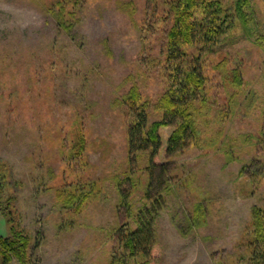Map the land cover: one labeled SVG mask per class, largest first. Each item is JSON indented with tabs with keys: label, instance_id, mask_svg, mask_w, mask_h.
<instances>
[{
	"label": "rangeland",
	"instance_id": "obj_1",
	"mask_svg": "<svg viewBox=\"0 0 264 264\" xmlns=\"http://www.w3.org/2000/svg\"><path fill=\"white\" fill-rule=\"evenodd\" d=\"M177 2L0 0V235L29 239L9 264H264V0H219L233 27L186 47L205 76L191 136L168 156L176 126L159 131L150 256L120 243L151 207L129 132L166 115Z\"/></svg>",
	"mask_w": 264,
	"mask_h": 264
},
{
	"label": "trees",
	"instance_id": "obj_2",
	"mask_svg": "<svg viewBox=\"0 0 264 264\" xmlns=\"http://www.w3.org/2000/svg\"><path fill=\"white\" fill-rule=\"evenodd\" d=\"M177 20L169 32L167 57L171 65H180L171 72V84L160 100L166 115L162 121L154 122L148 127L145 112H139L136 122L130 127V157L136 161L139 153L151 154L147 189V199L151 207L139 217L138 228L134 231L122 232L119 239L133 256L149 257L155 240L154 223L160 209L158 196L168 185V164L160 161L162 141L159 131L163 127L176 126L168 141L166 153L173 156L185 147L193 130L192 114L198 94L203 91L205 76L200 62L192 60L186 47L194 44H215L234 25V18L223 10L219 0H178L174 5ZM189 57V58H188ZM258 229L261 221L256 218ZM12 236L0 235V254L4 263L9 264L13 255L26 260L29 239L23 232L12 229ZM264 261V258L262 259Z\"/></svg>",
	"mask_w": 264,
	"mask_h": 264
}]
</instances>
